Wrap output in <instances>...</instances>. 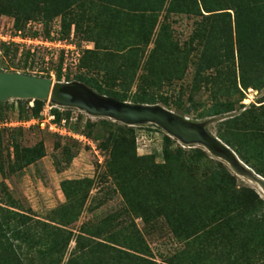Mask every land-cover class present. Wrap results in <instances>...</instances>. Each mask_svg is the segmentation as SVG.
Masks as SVG:
<instances>
[{
    "label": "rangeland",
    "instance_id": "rangeland-1",
    "mask_svg": "<svg viewBox=\"0 0 264 264\" xmlns=\"http://www.w3.org/2000/svg\"><path fill=\"white\" fill-rule=\"evenodd\" d=\"M73 10L67 20L57 16L48 25L42 16L28 22L21 18L17 24L15 16L1 14L0 70L51 77L55 82L77 81L95 91L98 86L125 91L131 103L139 94L153 95L158 105L202 124L209 134L219 139L226 135L241 143L251 163L228 144L235 156L220 149L216 153L202 143L186 144L154 122L129 124L59 105L50 98L40 102L11 98L0 103V222L10 230L7 237L15 242L24 261L33 264H53L52 256L61 257V264H66L81 253L77 248L81 235L86 243L102 241L126 250L136 239H142L159 264H171V259L178 264H198L190 258L197 245V253L202 247L203 253L212 251L202 255L200 263L220 264L214 257L227 259L230 232L226 229L221 233L227 223L247 233L251 219L258 220L264 214V180L252 167L255 163L264 170V81L254 78L253 83L262 85L245 89L238 62L228 56L212 69L202 68L205 39L224 26L221 17L164 10L150 44L141 46L143 51L137 53L132 65L120 56L124 50L119 38L104 37L97 47L94 39L102 37L98 36L102 29L96 24L107 15L98 1L85 5L84 17L78 16L80 7ZM64 24L67 27L62 30ZM162 30L167 49L174 48L168 60L164 55L167 50H155ZM60 38L77 45L80 55L50 46ZM92 62L94 67H89ZM105 69L113 71L107 73ZM180 148L190 154L179 159ZM170 157L172 168L167 166ZM190 158L220 168L224 176L231 177L232 197L226 210L221 205L208 211L202 208L204 215L194 217L193 209L213 205L221 193L211 170L198 169ZM123 171L133 177L131 184L121 188ZM159 175L163 186L144 181H155ZM173 177L180 185L198 190V195L208 201L186 208L181 195L172 199ZM146 189L151 193L148 200L140 197ZM219 212L221 215L213 220ZM166 213L179 216L181 226H193L197 220L202 230L192 239L182 240ZM18 230L29 231L36 239L58 237L68 245L65 251L49 253L48 242L35 247L15 239L12 234ZM4 255L0 247V264Z\"/></svg>",
    "mask_w": 264,
    "mask_h": 264
},
{
    "label": "trees",
    "instance_id": "trees-1",
    "mask_svg": "<svg viewBox=\"0 0 264 264\" xmlns=\"http://www.w3.org/2000/svg\"><path fill=\"white\" fill-rule=\"evenodd\" d=\"M96 1H98L101 8H104L107 14H104L100 18V20H102L101 23L99 22L96 24V28L102 29V31L99 32L100 34H98V36L102 34V37H96L94 39L97 47L101 46L100 40L102 41L106 38L108 40L110 35V37H113L112 39L119 38L120 44L124 50L120 56L123 57L128 64L131 63L134 65V57L139 55L137 53H139L140 50L143 51V47L141 46H148L150 44L160 13L164 10H166L167 13L193 12L195 14H201L204 17H221L224 23V26L217 34L211 32L205 39L206 44L203 51L204 61L201 63L203 69H212L218 66L223 62V58L228 56L229 60L238 62L241 79L245 89L262 85L253 83L251 80L254 78L260 80L262 83L264 81V0H0V15L9 14L15 16L18 18L17 24H19L21 18H24L26 22H28L38 16H42L46 21L45 25H48L49 21L57 16H62L64 20H67L69 15H73L75 6L81 8L78 12V16L81 15L84 17L86 14V11H84L85 5L87 3H95ZM230 10H233V15ZM74 23L76 22L74 21ZM65 27H67L66 24H64L62 30L65 29ZM164 27H162V29H164ZM163 35L164 31L162 30L156 39L155 50H162L161 53L167 50L164 55L167 56L166 59L168 60V57L174 54L172 51L174 48L170 46L169 48L171 49H167L169 44L165 43L164 39H162ZM217 40L218 43L216 42ZM218 44L221 45L218 46ZM222 50H225V53H222ZM92 63L89 67H94L95 64ZM164 65L163 63V66ZM154 69L155 67L151 68L152 72L155 71ZM105 71L111 73L113 70L105 69ZM58 77L60 80L61 74H59ZM97 91L101 94L115 97L121 101H128V95L125 91L120 93L100 86H98ZM37 101L40 102V100ZM134 102L154 105L158 103V99L153 95L143 93L139 94ZM179 106H181V103H179ZM56 112L58 113V111ZM220 137L226 144L237 151L241 159L247 164L251 163V157L247 154V151L241 143L229 139L226 135L221 134ZM186 154L190 153L180 148L178 153L179 159ZM190 159L192 163L195 162V164L198 165V169L203 170V168H206L211 170V173L215 177L214 182L216 183V189L221 194L213 199L214 202L211 203L213 205H206L208 200L203 198V196L200 197L197 192L198 190L180 185L173 177L170 181L173 187L171 192L172 199L176 197L175 195H181L186 208L189 206L195 208L197 203H206L205 206L203 205L204 207L201 206L199 209H193L194 217L196 218L204 215V210L202 208H207L206 210L208 211L213 210L214 206L221 205V209L226 210L232 197V193L229 189V187L233 185L231 177L229 175L224 176L220 168L214 169L207 163H199L197 158ZM172 161L173 158L170 157L167 166L172 168ZM252 167L254 169L257 168L255 171L257 170V173L264 177V170H260L261 168L259 165L252 163ZM125 172H121V176L125 177L123 178L125 182L121 185V188L132 182V174L130 175L129 172ZM144 181L151 185H157L156 187L164 185L163 178L160 177V175L155 181L153 180L150 182L151 180L145 179ZM147 183L145 184L146 186L149 185ZM65 191L68 198L72 199V195L68 192V189H65ZM150 194V191L146 189L144 194H140V197L142 198L144 195L148 200ZM226 212L229 211L227 210ZM166 214L175 230V234L182 240L192 239V237H195L197 233L202 230L199 226L201 224L198 223L197 220L192 222L194 224L193 226H181L180 222H178V220H180L178 219L180 218L179 216L173 217L172 214ZM220 215L221 213L219 212L216 216H212L213 220H216ZM68 222L70 223L72 221ZM26 223L27 222H23V224ZM250 223L249 227L251 230L249 229L247 233L238 231L235 225L230 222L227 223L221 230L222 234L226 229L230 232L228 237H230L231 240L230 243L228 242L225 251L227 259L223 257L221 260L220 257L216 255L214 257L215 260L219 258L221 261L220 264H264V214H262L258 220L251 219ZM8 232H10V230L0 222V247L5 251L4 261L1 264H33L31 261H24L16 248L15 242L7 237ZM12 235L15 239L26 243H32L35 247L38 244L48 242L49 245L47 249L49 253L53 252V254L65 251L68 245L65 241H58L57 232L55 236L57 238L55 240H51L48 236H40L36 239L35 237L33 238L29 231L23 230H18ZM45 238L46 241H44ZM125 239L131 240V238L128 237H125ZM84 240V235L77 238V248L81 253L71 257L66 264H159L152 259V255H149L151 251L142 239H136V245H131L132 248H129L130 250L117 248L102 241H96L90 244L86 243ZM195 246L196 248L193 251L194 257H189L193 260V263L199 262L198 264H204L200 263V260L203 258L202 255L208 256L212 251L209 252L205 250V253H203L202 247V254L201 252L197 253L198 248L197 245ZM52 258L54 260L53 264L62 263L61 257L56 259L52 256ZM170 262L171 264H178L174 259H171ZM179 264L183 263L181 262Z\"/></svg>",
    "mask_w": 264,
    "mask_h": 264
},
{
    "label": "water",
    "instance_id": "water-1",
    "mask_svg": "<svg viewBox=\"0 0 264 264\" xmlns=\"http://www.w3.org/2000/svg\"><path fill=\"white\" fill-rule=\"evenodd\" d=\"M11 98L46 100L75 106L94 115L109 116L125 123L154 122L186 144L202 143L216 153L219 149L235 156V152L202 124L188 121L176 112L158 104H136L101 94L81 82H55L51 77L0 70V103Z\"/></svg>",
    "mask_w": 264,
    "mask_h": 264
},
{
    "label": "built area",
    "instance_id": "built-area-1",
    "mask_svg": "<svg viewBox=\"0 0 264 264\" xmlns=\"http://www.w3.org/2000/svg\"><path fill=\"white\" fill-rule=\"evenodd\" d=\"M50 46H55V48H61L66 53H72L73 55H80V49H78L77 45L68 42V39L60 38L58 41L50 42Z\"/></svg>",
    "mask_w": 264,
    "mask_h": 264
},
{
    "label": "bare ground",
    "instance_id": "bare-ground-1",
    "mask_svg": "<svg viewBox=\"0 0 264 264\" xmlns=\"http://www.w3.org/2000/svg\"><path fill=\"white\" fill-rule=\"evenodd\" d=\"M258 177H260V178H262V179L264 180V177H262V176H260V175H258Z\"/></svg>",
    "mask_w": 264,
    "mask_h": 264
}]
</instances>
